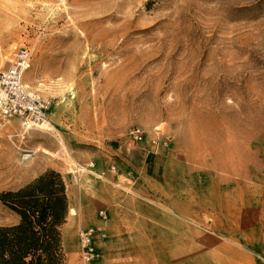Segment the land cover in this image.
<instances>
[{
	"label": "rangeland",
	"instance_id": "374dc122",
	"mask_svg": "<svg viewBox=\"0 0 264 264\" xmlns=\"http://www.w3.org/2000/svg\"><path fill=\"white\" fill-rule=\"evenodd\" d=\"M22 46L48 119L0 118V192L54 169L67 197L118 188L186 212L160 238L143 217L115 264H264V0H0V52ZM69 206L65 264L90 227L96 260L107 234ZM18 219L0 201V225Z\"/></svg>",
	"mask_w": 264,
	"mask_h": 264
},
{
	"label": "trees",
	"instance_id": "16d2710c",
	"mask_svg": "<svg viewBox=\"0 0 264 264\" xmlns=\"http://www.w3.org/2000/svg\"><path fill=\"white\" fill-rule=\"evenodd\" d=\"M0 201L16 212V223L0 225V264H65L61 226L68 213L62 175L47 169Z\"/></svg>",
	"mask_w": 264,
	"mask_h": 264
},
{
	"label": "crops",
	"instance_id": "0c3cea01",
	"mask_svg": "<svg viewBox=\"0 0 264 264\" xmlns=\"http://www.w3.org/2000/svg\"><path fill=\"white\" fill-rule=\"evenodd\" d=\"M101 186H103L102 188L106 187L104 185ZM86 188L87 189L83 190L80 189L81 191H79V189H76V186L73 185L70 192L68 191L69 189L67 190L68 197L72 203V206L69 207L74 209L72 213L69 212L72 215L74 214L73 218L78 221L80 226H97L103 229L107 234V239L105 243L101 245L100 255L94 261V264H115L113 260L119 258V253L122 255L121 253L125 252V249L123 248H121L120 251L116 248L125 246V244H132L134 246L137 240L136 231L139 230L138 223L143 217H154V228H157V226L160 225V217H187L186 212L183 215L180 213L178 214L179 211L174 205H172L174 202L170 199L168 201V209L158 205L159 203L145 205L147 207H144L143 202L139 203L137 200L128 201L121 196L116 195L121 193L118 188L111 187V192L108 191L110 195L107 196L106 199V192L98 191L91 185ZM170 205L173 207L171 208ZM99 207H102L105 210V220L95 219V212ZM153 234L157 238L161 237L158 228L153 231ZM169 236L170 234H168V237ZM160 246H158L156 251L157 254L161 253ZM136 247H133L131 252H136ZM180 248L182 249L183 247L180 246ZM172 251L173 249H166L164 253L167 255ZM148 252L152 253L153 250H149Z\"/></svg>",
	"mask_w": 264,
	"mask_h": 264
},
{
	"label": "built area",
	"instance_id": "2783aa9c",
	"mask_svg": "<svg viewBox=\"0 0 264 264\" xmlns=\"http://www.w3.org/2000/svg\"><path fill=\"white\" fill-rule=\"evenodd\" d=\"M30 62L31 51L24 46L9 56L0 52V118H16L23 128L40 125L48 119V101L24 81ZM92 165L89 163L87 166ZM75 169L87 168L77 163ZM93 232L92 227L80 232V264H92L98 255Z\"/></svg>",
	"mask_w": 264,
	"mask_h": 264
},
{
	"label": "bare ground",
	"instance_id": "6f19581e",
	"mask_svg": "<svg viewBox=\"0 0 264 264\" xmlns=\"http://www.w3.org/2000/svg\"><path fill=\"white\" fill-rule=\"evenodd\" d=\"M30 156H31V154H28L26 157H30ZM69 211H70V212H73L74 209L71 207V208H69Z\"/></svg>",
	"mask_w": 264,
	"mask_h": 264
}]
</instances>
